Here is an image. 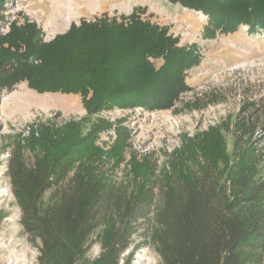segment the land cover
Instances as JSON below:
<instances>
[{
	"label": "trees",
	"instance_id": "1",
	"mask_svg": "<svg viewBox=\"0 0 264 264\" xmlns=\"http://www.w3.org/2000/svg\"><path fill=\"white\" fill-rule=\"evenodd\" d=\"M169 1L207 16L205 38L241 26L264 35V0ZM6 2L0 0V21ZM145 11L81 18L50 40L28 17L0 32V90L25 81L40 93L79 94L86 110L80 120L43 124L8 158L21 223L39 242L38 264H124L143 224L161 264H264V117L257 101L185 133L160 169L151 152L139 158L131 150L123 118L98 115L116 107L171 109L192 88L187 73L203 58L197 43L181 44ZM112 128L116 138L105 148L97 139ZM224 130L233 134L232 148ZM95 240L101 252L91 258Z\"/></svg>",
	"mask_w": 264,
	"mask_h": 264
},
{
	"label": "rangeland",
	"instance_id": "2",
	"mask_svg": "<svg viewBox=\"0 0 264 264\" xmlns=\"http://www.w3.org/2000/svg\"><path fill=\"white\" fill-rule=\"evenodd\" d=\"M136 7L146 9L143 16L168 25L172 33L180 36L181 44L197 43L203 54L201 64L187 73L192 88L173 108L116 107L98 114L113 122L124 119L122 123L130 130L131 150L139 158L151 152L158 169L167 166L169 154L182 145L185 133L193 136L226 120L229 114H237L247 100L257 101L264 117V35L249 33L247 26L234 33L205 38L207 16L169 0H7L1 20L28 17L43 27L45 39L50 40L65 32L73 21L91 19L104 12L128 14ZM84 116L86 110L79 94L40 93L25 81L12 90H0V264H38L40 252L39 242L31 241L24 231L21 208L6 173L11 151L32 132L38 135L43 124L52 122L60 126ZM93 120L96 116H91L88 123ZM224 131L232 148L233 134ZM115 138L112 128L102 131L97 142L108 148ZM130 155L128 150L114 174L116 179H124L125 162ZM146 229L143 224L133 236L132 244L122 255L124 264H161L158 252L144 234ZM100 252L101 245L95 240L89 256L94 258Z\"/></svg>",
	"mask_w": 264,
	"mask_h": 264
},
{
	"label": "built area",
	"instance_id": "3",
	"mask_svg": "<svg viewBox=\"0 0 264 264\" xmlns=\"http://www.w3.org/2000/svg\"><path fill=\"white\" fill-rule=\"evenodd\" d=\"M14 19V18H13ZM13 19L7 20V19H3V21H0V32L1 33H6L9 31L10 29V23Z\"/></svg>",
	"mask_w": 264,
	"mask_h": 264
}]
</instances>
